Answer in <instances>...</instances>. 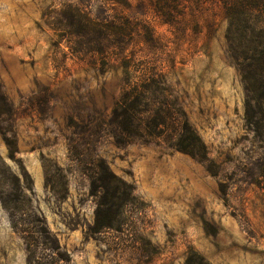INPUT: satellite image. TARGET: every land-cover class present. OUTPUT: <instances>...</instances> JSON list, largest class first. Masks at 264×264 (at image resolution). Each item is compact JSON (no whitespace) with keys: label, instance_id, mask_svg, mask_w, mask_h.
Instances as JSON below:
<instances>
[{"label":"rangeland","instance_id":"obj_1","mask_svg":"<svg viewBox=\"0 0 264 264\" xmlns=\"http://www.w3.org/2000/svg\"><path fill=\"white\" fill-rule=\"evenodd\" d=\"M125 1L0 0V264H185L190 250L264 264V129L246 123L223 6ZM67 5L134 31L86 52ZM148 71L204 161L162 139L116 144L112 110Z\"/></svg>","mask_w":264,"mask_h":264},{"label":"trees","instance_id":"obj_2","mask_svg":"<svg viewBox=\"0 0 264 264\" xmlns=\"http://www.w3.org/2000/svg\"><path fill=\"white\" fill-rule=\"evenodd\" d=\"M105 1L128 5L125 0ZM170 1L175 0H158V5L162 7ZM218 1L228 21L227 52L238 69L245 92L246 123L259 131L264 129V0ZM60 15L66 28L71 29V35L86 41V52L90 53H103L102 48L94 50L101 44L98 41L92 44L91 37L98 40L107 38V31H113L121 38L119 44H123L124 38L130 36L133 30L123 24L118 29L101 25L97 19L72 5L64 7ZM150 73L142 74L140 82L132 85L125 83L112 110L111 132L116 144L124 146L136 140L147 143L162 139L173 151L204 161L206 151L202 140L180 105L175 100H169L162 77ZM258 121L262 122L261 126ZM185 264L208 263L196 251L190 250Z\"/></svg>","mask_w":264,"mask_h":264}]
</instances>
